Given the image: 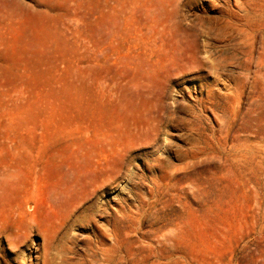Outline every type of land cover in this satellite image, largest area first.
I'll list each match as a JSON object with an SVG mask.
<instances>
[{"label":"rangeland","instance_id":"1","mask_svg":"<svg viewBox=\"0 0 264 264\" xmlns=\"http://www.w3.org/2000/svg\"><path fill=\"white\" fill-rule=\"evenodd\" d=\"M6 4L0 225L42 229H6L0 264H264V0ZM140 74L155 99L118 83ZM109 125L150 143L99 176L84 155ZM68 163L83 182L56 219Z\"/></svg>","mask_w":264,"mask_h":264},{"label":"bare ground","instance_id":"2","mask_svg":"<svg viewBox=\"0 0 264 264\" xmlns=\"http://www.w3.org/2000/svg\"><path fill=\"white\" fill-rule=\"evenodd\" d=\"M6 5H7L6 0H0V41H3V26H2L3 17H2V15L4 13V9H5ZM126 77H127V75H120V78L118 77L120 81L118 82V80H117V82L120 84L125 82L126 85H130V86L134 87L138 96H143L149 100L155 99V95L157 94L156 86L155 87L151 86L152 84L149 85L152 82H150V83L147 82L145 75L140 74V76L132 75L130 77H127V78ZM118 83H117V86H118ZM136 93L133 91V94H136ZM122 133H127L130 135L128 137L129 139H127L124 143H120V141H119L120 140L119 136ZM101 135L103 137L102 139L107 144L103 148V150L101 152L102 154L98 158H96L95 160H93V158H94L93 156L84 155V158L88 161V165H90V163H91V165L89 166V170L94 171V173L98 174L99 176L103 173L104 163L110 162L109 161L110 158L117 159V158L129 156L130 154H132L134 152V150L136 151V149L138 150L139 148L142 149L143 147H147V145H145V144L150 143V142H144V140L142 139V136H148V130H141V131H138V130H135V131H133V130H122L120 128L109 125L108 128L103 129ZM155 139H157V137H155ZM62 166L64 168V171H63L64 176H62L63 182L65 180L68 183L66 182L67 184H64L63 186H62V184H63L62 183L61 184L62 187H59L58 189H56L54 193H50V194L55 195V196L51 200H49L47 203L48 204L47 208L49 206V209L53 212L56 219H61V218L63 219V214L67 215L66 211L63 212L64 211V209H63L64 204L67 201H69L71 199L72 200L79 199L78 198L79 192L77 191V189H78L77 184L83 182V180H82L83 176L80 175V172L78 170L79 167H77V168L74 167L72 163H68L67 165H62ZM59 172H60V170H59ZM62 177H60V179ZM109 178H111V180H113V177H111V176L104 177V179H103V185L104 186H106V184L108 182H111ZM58 181H60V180H58ZM79 181H81V182H79ZM96 190L97 189L94 187V189L92 190V194L95 193ZM20 218H22V219H20ZM45 221L47 222V220H44V222ZM61 221L62 220H60L59 222H61ZM47 223L45 225L46 227L48 225ZM41 224H44V223H41ZM39 225H40L39 222H37L34 219L28 220V219L23 218V217H18L16 219H13L11 222L7 221V223H2L0 225V234L2 235L6 229H10V230L16 229L15 233H16L17 237L23 236V238H26L27 237V231L31 230L32 228L34 230H37L40 228V226L42 227V225H40V226ZM41 229L42 228H40V230ZM1 235H0V240H2Z\"/></svg>","mask_w":264,"mask_h":264}]
</instances>
